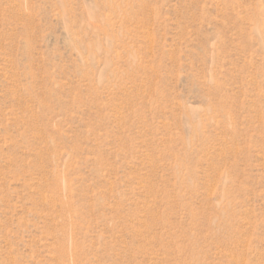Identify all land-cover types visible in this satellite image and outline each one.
<instances>
[{
  "label": "rangeland",
  "instance_id": "1",
  "mask_svg": "<svg viewBox=\"0 0 264 264\" xmlns=\"http://www.w3.org/2000/svg\"><path fill=\"white\" fill-rule=\"evenodd\" d=\"M0 264H264V0H0Z\"/></svg>",
  "mask_w": 264,
  "mask_h": 264
}]
</instances>
